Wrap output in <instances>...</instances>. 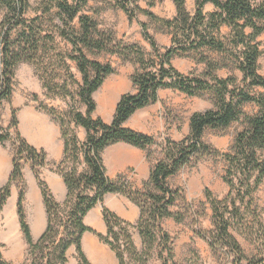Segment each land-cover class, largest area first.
I'll use <instances>...</instances> for the list:
<instances>
[{
	"label": "trees",
	"instance_id": "16d2710c",
	"mask_svg": "<svg viewBox=\"0 0 264 264\" xmlns=\"http://www.w3.org/2000/svg\"><path fill=\"white\" fill-rule=\"evenodd\" d=\"M71 1L44 0L41 4L44 8L40 7L44 9V14L54 10L59 14L61 24L56 26L54 35L72 46L73 55L66 57L76 63L82 76L78 96L87 108L86 115L70 113L75 125L86 132L84 142H80L74 129L64 128L59 123L64 140V157L55 165V172L64 180L67 190L65 202H56L47 184L41 180L40 170L47 165V155L30 146L18 132V110L12 111L10 127L7 130L0 128V145L12 141L14 154L12 175L0 191V213L11 195L12 185L18 184L17 212L28 245V264H69L67 253L72 246L76 247L80 264H91L82 250V238L87 232L95 234L101 243L109 246L116 253L119 264H125V254L135 249L131 229L138 231L148 254L155 248L162 264H177L173 239L161 223L165 219L183 221L180 213L171 211L182 199V191L171 188L168 181L188 164L211 151L203 141L207 129H228L242 118L245 129L237 134L231 151L223 154L228 163L225 183L232 194L236 191V197L230 203L219 202L212 199L208 192L214 210V229L205 235L211 251L227 264H264V257L249 258L245 254L231 234L227 216L239 214L237 202L243 203L246 197L251 200L264 180V96H255L247 91L237 92L231 88L234 79H220L215 75L218 65L213 62L207 61L206 64L208 79L185 75L172 65L176 57L209 47L234 57L235 66L243 75L247 87L264 88V78L258 72L261 50L256 41L264 34V0H195L194 15L187 11L185 0H173L177 15L172 20L159 19L152 12L143 10L138 5L140 0H114L130 23L142 13L172 31L171 47L161 49L149 34L147 24H141L143 38L152 48V55L148 57L136 45L117 43L113 34L100 31L96 21L83 15L82 9L89 0ZM150 1L149 6L154 7L155 0ZM208 4L215 7V12L206 16L204 9ZM29 10L30 0H0V16L3 15L0 23V108L13 97L14 78L19 65L29 63L38 67L41 54L47 52L48 43L56 41L53 33L41 30L42 23L39 22L42 16L26 18ZM223 27L231 31L228 46L215 36ZM85 51L106 52L120 57H125L127 52L136 57L138 68L131 76V82L137 91L120 98L110 124L92 117L97 110L93 96L105 80L115 74V69L112 65L90 60ZM65 65L71 82L77 84ZM39 78L51 97H72L65 84ZM161 90H174L189 97L213 92L216 109L192 115L190 137L180 143L168 142L165 159L153 166L150 178L141 190L134 188L127 176L120 175L111 180L103 161L107 148L123 143L147 151L156 144L154 137L132 130L126 127V123L138 111L156 104ZM247 103L259 108L256 115H245L242 107ZM38 109L57 121L55 118L59 113L55 108L40 105ZM28 163L38 180L47 213V228L38 241L32 239L24 210L26 186L23 170ZM108 194L128 198L140 209L141 215L139 221L132 225L104 208L107 233L102 235L87 227L85 218L103 203ZM0 264H9L3 257L1 246Z\"/></svg>",
	"mask_w": 264,
	"mask_h": 264
},
{
	"label": "rangeland",
	"instance_id": "374dc122",
	"mask_svg": "<svg viewBox=\"0 0 264 264\" xmlns=\"http://www.w3.org/2000/svg\"><path fill=\"white\" fill-rule=\"evenodd\" d=\"M43 1L30 0V10L26 18L34 19L42 16L39 22L42 23L41 30L53 33L56 41L55 43H48L47 52L41 54L38 67L29 63L19 65L14 78L13 97L10 101L5 102L1 108L4 106L5 108H14L15 105L20 108L29 104H34L37 108L40 105L55 108L59 113L55 118L58 123L64 128L74 129L80 142H84L86 132L83 128L75 125L70 114L71 112H80L86 115V105L78 96L79 87L82 85V76L76 63L66 57L68 54L73 55L72 46L59 39L56 34L54 35L56 26L61 24L58 12L54 10L44 14V9L40 8ZM68 1L72 2L71 0ZM150 2V0H140L138 5L143 10L152 12L159 19L172 20L176 17L177 12L173 0H155L154 7L149 6ZM185 2L187 11L194 15L195 0H185ZM213 12H215V7L211 4L206 5L204 14L209 16ZM82 14L96 21L100 31L113 34L117 43L120 42L123 46L136 45L147 57L152 55V48L143 38L141 24H147L149 34L161 49L170 48L172 45L171 30L142 13H139L137 19L130 23L125 12L115 5L114 0H89L87 5L83 7ZM2 16H0V23L3 19ZM230 33L229 28L223 27L221 32L215 36L228 46ZM256 41L261 50L258 72L264 78V34L259 36ZM85 54L90 60L103 65H112L115 69V74L109 76L105 82L113 78L124 84L120 93L113 91V94L102 95L103 93L100 92L102 89H100L94 94L97 110L92 114V117L104 121L111 117L113 108L116 110V106L123 95L136 93V87L131 82V76L138 68L135 62L136 57L127 52V57L97 51H85ZM207 61L218 65L215 71L218 78L235 80L231 88H235L237 92L247 91L255 96H264V88L250 89L247 87L243 81V75L235 66L234 57L230 54L219 53L205 47L199 51L174 58L172 65L185 75L208 79L206 76ZM65 64L69 68V73L77 80V84L71 82ZM40 76L47 81L53 80L56 83L65 84L72 97H51L44 89ZM104 98H107V104H104ZM111 102L113 103L111 104ZM212 109H216V96L213 92L208 91L200 96L189 97L178 91L161 90L159 101L145 108V110L139 111L126 126L154 137L156 144L150 147L146 154L150 156V160L158 162L165 159L168 142L180 143L190 137V118L193 114ZM242 110L245 115L254 116L258 113L259 108L253 103H247L242 107ZM4 116L5 112L0 110V117L3 118ZM245 127L244 118H242L228 129H207L203 141L210 147L211 151L188 164L168 181L171 188H178L182 191V199L175 207L171 208V211L180 213L184 217L183 221L165 219L161 223L163 229L173 239L177 264H227L216 257L206 239L205 233L214 229V210L210 199H208V192H210L212 199L219 202L227 201L230 203L236 197V191L232 194L231 188L225 183L224 177L228 163L223 154L231 151L237 134L243 131ZM237 206L240 208L239 214L233 216L227 214L231 225V234L249 258L264 257V180L251 200L246 197L243 203L238 201ZM131 234L135 249L125 254V264H162L155 248L149 251V254L145 251L142 238L137 230L131 229ZM11 237L13 239H0L1 252L5 254V260L14 256V250L18 251V238L15 235ZM27 259L28 249L22 264H28Z\"/></svg>",
	"mask_w": 264,
	"mask_h": 264
},
{
	"label": "crops",
	"instance_id": "0c3cea01",
	"mask_svg": "<svg viewBox=\"0 0 264 264\" xmlns=\"http://www.w3.org/2000/svg\"><path fill=\"white\" fill-rule=\"evenodd\" d=\"M123 85L113 78L108 79L100 92L103 93L102 95L113 94V91L120 93ZM12 109L18 110V132L21 136L30 146L46 153L47 165L40 170V178L47 184L56 202L62 204L66 200L67 190L62 176L55 172V165L59 164L64 157V140L60 124L34 104L20 108L15 105L14 108H5L4 106L0 109L5 112V116L0 117L1 129L7 130L10 127ZM114 114L115 108H113L111 117L105 119L104 122L110 124ZM139 132L145 134L143 131ZM13 158L12 141L0 145V191L8 184L12 175ZM103 161L107 176L111 180H116L120 175L129 176L131 185L139 190L149 180L151 170L157 163V161L153 162L148 158L146 151L123 143L107 148L103 153ZM130 172L132 173L130 174ZM23 177L26 186L24 210L32 239L38 241L47 228V213L38 180L30 163L24 166ZM18 197L19 186L15 183L11 187V195L0 213V239H13L12 235L18 238V251L14 250V256L6 260L9 264H22L28 249L17 212ZM104 208L110 210L122 221L132 225L139 221L141 215L140 209L128 198L120 194L106 195L103 203L97 205L85 218L86 226L102 235L107 233L103 217ZM82 250L91 264H119L116 253L109 246L101 243L93 233L84 234ZM3 256L5 259V254ZM67 256L69 264H80L75 246L68 250Z\"/></svg>",
	"mask_w": 264,
	"mask_h": 264
},
{
	"label": "bare ground",
	"instance_id": "6f19581e",
	"mask_svg": "<svg viewBox=\"0 0 264 264\" xmlns=\"http://www.w3.org/2000/svg\"><path fill=\"white\" fill-rule=\"evenodd\" d=\"M108 98V97H107ZM107 98H104L105 100H104V104L106 103L107 104V102H108V100H107ZM111 98V97H110ZM109 98V99H110ZM114 102V101H113ZM113 102H111V104L113 103ZM114 105V104H113ZM103 106V105H102ZM105 106V105H104ZM111 106V105H110Z\"/></svg>",
	"mask_w": 264,
	"mask_h": 264
}]
</instances>
